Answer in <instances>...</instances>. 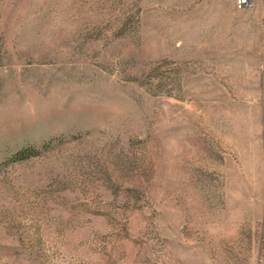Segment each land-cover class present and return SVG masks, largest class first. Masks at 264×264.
Wrapping results in <instances>:
<instances>
[{
	"label": "rangeland",
	"instance_id": "1",
	"mask_svg": "<svg viewBox=\"0 0 264 264\" xmlns=\"http://www.w3.org/2000/svg\"><path fill=\"white\" fill-rule=\"evenodd\" d=\"M240 1L0 0V264H264V0Z\"/></svg>",
	"mask_w": 264,
	"mask_h": 264
},
{
	"label": "trees",
	"instance_id": "2",
	"mask_svg": "<svg viewBox=\"0 0 264 264\" xmlns=\"http://www.w3.org/2000/svg\"><path fill=\"white\" fill-rule=\"evenodd\" d=\"M43 148L47 147V144H44L42 146ZM41 152V149L34 146V145H28L25 146L23 148H21L20 150H18L14 156L13 159L14 160H23V159H28L34 156H38Z\"/></svg>",
	"mask_w": 264,
	"mask_h": 264
},
{
	"label": "built area",
	"instance_id": "3",
	"mask_svg": "<svg viewBox=\"0 0 264 264\" xmlns=\"http://www.w3.org/2000/svg\"><path fill=\"white\" fill-rule=\"evenodd\" d=\"M239 3H240V4H241V3L243 4V3H246V2H245V0H242V1H240Z\"/></svg>",
	"mask_w": 264,
	"mask_h": 264
},
{
	"label": "bare ground",
	"instance_id": "4",
	"mask_svg": "<svg viewBox=\"0 0 264 264\" xmlns=\"http://www.w3.org/2000/svg\"><path fill=\"white\" fill-rule=\"evenodd\" d=\"M251 0H247L246 2H250Z\"/></svg>",
	"mask_w": 264,
	"mask_h": 264
}]
</instances>
